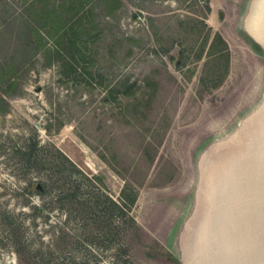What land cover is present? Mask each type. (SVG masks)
Here are the masks:
<instances>
[{
    "label": "rangeland",
    "instance_id": "obj_1",
    "mask_svg": "<svg viewBox=\"0 0 264 264\" xmlns=\"http://www.w3.org/2000/svg\"><path fill=\"white\" fill-rule=\"evenodd\" d=\"M263 122L264 0H0V264H207Z\"/></svg>",
    "mask_w": 264,
    "mask_h": 264
},
{
    "label": "water",
    "instance_id": "obj_2",
    "mask_svg": "<svg viewBox=\"0 0 264 264\" xmlns=\"http://www.w3.org/2000/svg\"><path fill=\"white\" fill-rule=\"evenodd\" d=\"M213 195L207 264H264V122L247 146L222 163Z\"/></svg>",
    "mask_w": 264,
    "mask_h": 264
},
{
    "label": "trees",
    "instance_id": "obj_3",
    "mask_svg": "<svg viewBox=\"0 0 264 264\" xmlns=\"http://www.w3.org/2000/svg\"><path fill=\"white\" fill-rule=\"evenodd\" d=\"M39 146H40V145H39L38 141L35 140V141L33 142L32 146H31V148H29L28 151H27V153L29 154V157H30V155H31L33 152H35L36 154H38V153H37V150L39 151ZM57 147H58V146H57ZM58 148H59V147H58ZM54 149H55V152H56L60 157H62V159H63L66 163H68V165H69L74 171H76L79 175H81L84 179H86V180L90 183V185L93 187V189L95 190V192H96L97 194H99L100 196H102V197H103V198L109 203V205H111V207L113 208V210H115L118 214L123 215L122 210L118 207V205H117L113 200H111V199H110L105 193H103L99 188H97L96 185H94V183L91 182V179H90V178H88V177H86L85 175H83V173H82V172L76 167V165H75L73 162H71V161H70L65 155H63L58 149H56V147H54ZM59 149H60V148H59ZM60 150H61V149H60ZM61 151H63V150H61ZM37 157H39V156H38V155L36 156V160H35V161L39 162V160H38ZM70 159H71V158H70ZM35 163H36V162H34L33 165H36ZM67 178H68V177H67ZM69 178H70V177H69ZM66 182H67L66 188L62 189L61 192H62V194H63V192H65L66 194H64V195H66V197L70 195L72 198H74V197H75V195H74V193H75V184H74V182H73L72 180H70V179H68ZM35 186L38 187V188H42V187H43V183H42L41 181L37 180L36 183H35ZM65 190H66V191H65ZM135 196H136V190H134V188L132 187L131 196H129L127 200L122 199V204H123V206H128L129 204H131V203L134 201ZM71 197H70V199H68V200H72V201H74ZM17 253L19 254V250L17 251ZM74 262H76V261H74Z\"/></svg>",
    "mask_w": 264,
    "mask_h": 264
},
{
    "label": "bare ground",
    "instance_id": "obj_4",
    "mask_svg": "<svg viewBox=\"0 0 264 264\" xmlns=\"http://www.w3.org/2000/svg\"><path fill=\"white\" fill-rule=\"evenodd\" d=\"M246 143H243L242 145H245ZM60 145H61V147L64 149V143L63 142H61L60 143ZM62 150V149H61ZM65 152V151H64ZM67 154V153H66ZM68 155V154H67ZM69 156V155H68Z\"/></svg>",
    "mask_w": 264,
    "mask_h": 264
}]
</instances>
